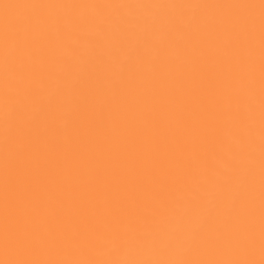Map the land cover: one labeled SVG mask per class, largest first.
<instances>
[{"label":"snow or ice","instance_id":"obj_1","mask_svg":"<svg viewBox=\"0 0 264 264\" xmlns=\"http://www.w3.org/2000/svg\"><path fill=\"white\" fill-rule=\"evenodd\" d=\"M0 264H264V0H0Z\"/></svg>","mask_w":264,"mask_h":264}]
</instances>
